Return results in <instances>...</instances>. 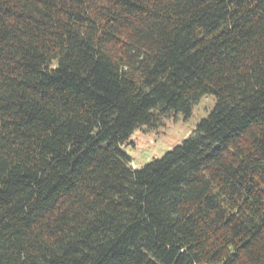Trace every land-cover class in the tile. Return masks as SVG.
Returning <instances> with one entry per match:
<instances>
[{
  "label": "trees",
  "instance_id": "obj_1",
  "mask_svg": "<svg viewBox=\"0 0 264 264\" xmlns=\"http://www.w3.org/2000/svg\"><path fill=\"white\" fill-rule=\"evenodd\" d=\"M0 264H264V0H0Z\"/></svg>",
  "mask_w": 264,
  "mask_h": 264
},
{
  "label": "rangeland",
  "instance_id": "obj_2",
  "mask_svg": "<svg viewBox=\"0 0 264 264\" xmlns=\"http://www.w3.org/2000/svg\"><path fill=\"white\" fill-rule=\"evenodd\" d=\"M215 97L207 94L196 102L190 115L173 113L162 119L157 126H141L133 131L122 147L132 160L133 167L140 168L153 159L161 158L175 145L187 138L197 123L207 117L215 105Z\"/></svg>",
  "mask_w": 264,
  "mask_h": 264
}]
</instances>
